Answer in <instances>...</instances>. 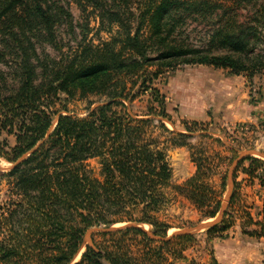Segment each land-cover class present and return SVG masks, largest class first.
I'll use <instances>...</instances> for the list:
<instances>
[{
  "label": "trees",
  "instance_id": "obj_1",
  "mask_svg": "<svg viewBox=\"0 0 264 264\" xmlns=\"http://www.w3.org/2000/svg\"><path fill=\"white\" fill-rule=\"evenodd\" d=\"M75 1L82 12L90 8L107 40H85V28L78 39L63 0H0V132L15 141L9 152L0 148L12 165L0 172L9 193L0 208V264H177L192 237L163 240L167 227L154 217L165 206L163 191L173 188L208 218L222 202L201 160H193L192 177L171 185L166 151L187 137L154 136L157 128L170 133L154 82L182 65L251 77L263 72L264 2ZM90 96L103 100L84 117L65 113L64 102ZM91 159L98 160V177L87 168ZM246 161L248 170L264 168L253 157L237 167ZM233 186L221 222L207 233L227 231L221 225ZM125 221L151 233L119 231L73 263L86 230ZM258 224L264 228V213Z\"/></svg>",
  "mask_w": 264,
  "mask_h": 264
},
{
  "label": "rangeland",
  "instance_id": "obj_2",
  "mask_svg": "<svg viewBox=\"0 0 264 264\" xmlns=\"http://www.w3.org/2000/svg\"><path fill=\"white\" fill-rule=\"evenodd\" d=\"M63 4L72 16L78 39L82 28L88 31L85 33V40L94 44L109 38L106 32L98 31L97 19L90 8L82 12L75 0H63ZM242 6V15L255 8L253 3ZM154 86L164 96L167 118L162 122L170 132L162 134L157 128L154 136L161 134V140L165 137L179 140L175 135L182 133L187 137L180 139L185 145L170 146L166 151L171 185L179 186L195 174L194 159L202 161L208 175V184L215 191L217 200L225 206L229 203L226 201L229 181L231 189L234 187L233 181L235 182L234 199L221 225H229L227 231L207 233L206 230L186 234L192 239L184 247V259L177 264H211L212 258L218 264H264V228L258 224L264 213V168L258 166L254 170L252 166L248 170V161L237 167L239 161L233 167V162L240 153L264 154V71L251 77L244 74L233 75L228 70L205 65H182L160 75ZM102 100L93 96L71 99L64 102L67 110L65 113L84 117L89 108L96 107ZM138 105L139 101H135L133 112H140L141 107ZM60 108L61 105H55V110L62 111ZM14 145L13 136L0 132V148L9 152V148ZM253 158L264 163L262 158ZM86 165L92 175L98 177V160H88ZM11 167V164L0 157V172H6ZM248 171H252V175ZM163 194L166 198L165 206L154 217L166 225L167 237L214 220L205 216L204 211L196 208L173 188L164 190ZM8 199V184L2 179L0 208ZM221 220L222 217L217 223ZM128 223L130 222L125 221L113 226L120 227ZM140 230L145 234L151 233V227L144 224L140 225ZM110 235L112 234L92 233L88 244L84 234L73 263L80 261L86 247L94 249L96 245H109Z\"/></svg>",
  "mask_w": 264,
  "mask_h": 264
},
{
  "label": "water",
  "instance_id": "obj_3",
  "mask_svg": "<svg viewBox=\"0 0 264 264\" xmlns=\"http://www.w3.org/2000/svg\"><path fill=\"white\" fill-rule=\"evenodd\" d=\"M247 157H256V158L264 159V154L261 152H243V153H240L238 158L233 162V167H235L239 161H241ZM229 180H230V175H229ZM229 185H230V187H229L228 193L226 195V201L229 200V197H230L231 186H232L231 181H229ZM225 207H226L225 204H222L220 211L218 212L217 216L214 218V220L211 223L204 224V225H197V226H194L192 228L182 230L180 232H175L171 236H168L163 240H168L172 236H181V235L206 231L207 229L212 227L214 224H216L221 219V217L224 213ZM134 228L140 229V225L132 222V223L124 224L123 226H120V227H114V226L94 227V228H90V229L86 230L85 240H86V242H88V244H90L89 237L91 236L92 233L114 234V233H117V232L125 230V229H134Z\"/></svg>",
  "mask_w": 264,
  "mask_h": 264
},
{
  "label": "crops",
  "instance_id": "obj_4",
  "mask_svg": "<svg viewBox=\"0 0 264 264\" xmlns=\"http://www.w3.org/2000/svg\"><path fill=\"white\" fill-rule=\"evenodd\" d=\"M263 238H264V237H263ZM263 238H262V239H263Z\"/></svg>",
  "mask_w": 264,
  "mask_h": 264
}]
</instances>
